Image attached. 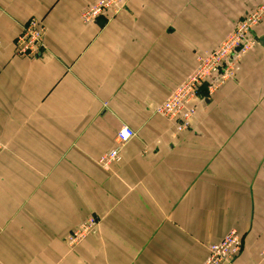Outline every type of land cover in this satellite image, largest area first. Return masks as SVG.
Wrapping results in <instances>:
<instances>
[{"label":"crops","instance_id":"obj_1","mask_svg":"<svg viewBox=\"0 0 264 264\" xmlns=\"http://www.w3.org/2000/svg\"><path fill=\"white\" fill-rule=\"evenodd\" d=\"M0 0V264H203L236 230L231 264H264V20L234 80L204 87L189 131L158 107L264 0ZM36 17L45 50L15 56ZM136 131L110 171L97 160ZM95 235L71 250L88 218Z\"/></svg>","mask_w":264,"mask_h":264},{"label":"built area","instance_id":"obj_2","mask_svg":"<svg viewBox=\"0 0 264 264\" xmlns=\"http://www.w3.org/2000/svg\"><path fill=\"white\" fill-rule=\"evenodd\" d=\"M129 0H99L82 14V22L94 24L99 18L112 21L127 5ZM264 20V4H259L240 21L232 32L211 51L198 55L195 70L161 104L156 115L168 120L176 134L189 131L198 114L201 91L207 89L212 97L228 81L234 80L245 55L251 53L257 45L255 30ZM46 27L42 20L30 18L22 27L14 42L15 56L18 58H36L45 50ZM137 133L128 126H122L116 134L115 147L102 155L98 165L105 171L122 162V151ZM6 146L0 142V155ZM100 219L95 216L86 219L79 228L68 235L66 243L71 250L77 249L87 238L97 233ZM243 249L241 235L232 230L220 242L208 247V256L203 264H231ZM264 260V251L262 252Z\"/></svg>","mask_w":264,"mask_h":264}]
</instances>
